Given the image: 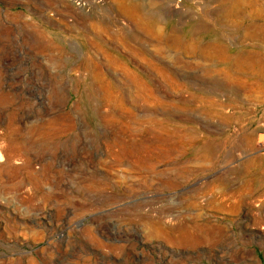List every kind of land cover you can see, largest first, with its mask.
<instances>
[{
	"label": "rangeland",
	"instance_id": "rangeland-1",
	"mask_svg": "<svg viewBox=\"0 0 264 264\" xmlns=\"http://www.w3.org/2000/svg\"><path fill=\"white\" fill-rule=\"evenodd\" d=\"M235 1L0 0V264H264V88L216 53L256 62L264 0Z\"/></svg>",
	"mask_w": 264,
	"mask_h": 264
},
{
	"label": "bare ground",
	"instance_id": "bare-ground-1",
	"mask_svg": "<svg viewBox=\"0 0 264 264\" xmlns=\"http://www.w3.org/2000/svg\"><path fill=\"white\" fill-rule=\"evenodd\" d=\"M241 1L242 0H236L233 3L232 7H231V11H233V8L235 6H238V4ZM258 13L259 12H256L255 14H253V16H255V18H257ZM254 27H256V26H254ZM261 32L263 33L262 36H263V39H264V27H262ZM217 49H218V51L216 52L217 53V56H218L219 60L221 61V63L225 67H229V66H232L233 65L236 68H239L240 70L242 68H245V69H247V68L253 69L254 70L253 71V74L257 76V88L258 89L264 88L262 86L263 84L261 82V78H264V50H261L260 49V50L257 51V60H256V62H254V60H250L251 58H249L248 55H245V54H243L241 52H236V55H234L233 57H229L227 55V52H225L224 48H217ZM207 53L208 52H206L207 57H210V56H208L209 54H207ZM262 93L264 94V89L262 90ZM260 142H261V140H260Z\"/></svg>",
	"mask_w": 264,
	"mask_h": 264
}]
</instances>
